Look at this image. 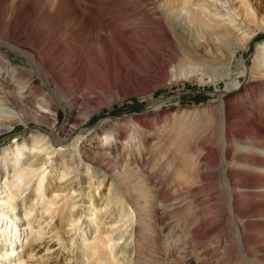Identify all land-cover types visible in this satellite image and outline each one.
<instances>
[{"label": "bare ground", "instance_id": "6f19581e", "mask_svg": "<svg viewBox=\"0 0 264 264\" xmlns=\"http://www.w3.org/2000/svg\"><path fill=\"white\" fill-rule=\"evenodd\" d=\"M79 1L74 0L73 3L77 4ZM164 1L163 4L152 2V13L164 20L165 26L173 20L180 21L182 27L189 29V33L203 40L200 45L190 43V36L177 35L174 27L160 35L173 47L171 54L174 53L175 57L168 56L169 61L178 60L179 67H173L172 77H196L203 84L215 82L217 86L221 84V80L224 81L223 86L219 85L220 90L212 92V102L206 107V133H210V146L209 156L204 161L206 170L216 169L219 172L217 180L219 187L224 190L221 192L225 194L222 198L223 206L228 211L232 224L230 228L233 229L230 237H227L229 250L232 253L234 251L238 257L235 263L264 264V39L256 45L247 83L242 82L247 72L243 64L235 82L226 78L227 73L224 78L212 81V66L209 65L212 59H220L218 52H223L222 45L227 50V66L231 67V60L234 61L238 53L244 57L243 50L249 43L258 38L260 33L264 34V15H260L249 0H227V3L222 0ZM10 3L15 5L14 14H19L21 8L24 12L41 8V4H34L33 0H11ZM60 3L61 0H44L43 4L53 13L59 9ZM80 3L84 10H74L69 35L58 40L57 46L62 52L58 59L61 63L74 57V64H79V67L83 65L82 58L94 57V52L83 47L82 42L83 36H86L83 33L89 27L103 31L105 41L99 36L97 42L106 51L108 43L110 44L109 36L125 43V47L131 50L137 45L142 47L143 41L154 40L149 35L153 33V25H150L152 22L142 18L140 12L124 4L123 0H82ZM141 3L144 2L140 1L138 7L142 6ZM120 22L128 25L123 28ZM142 24L150 27L144 28ZM146 31L148 35L145 34ZM88 42H91L90 38ZM206 43L215 50V56L205 51ZM68 45L72 46L70 55L65 53ZM17 47L29 59L30 65L43 81L49 82L50 76L56 77L55 68L46 63L51 56L45 51V46L39 53L33 48L25 50L24 46ZM162 48L168 52V46L158 49ZM223 56L225 57H221ZM55 81L62 88L59 80ZM19 85L18 91H23L24 84ZM21 93L20 97L17 92L5 98L26 103L28 95ZM51 105H45L44 108L48 110L42 108L45 117L54 112ZM27 106L30 107L29 104ZM27 121L24 113L1 106L0 136L15 132L18 125L29 129ZM74 132L65 140L57 131L43 134L39 130H28L26 136L20 135L9 146L0 149V264H174L169 263L167 257H175V264H180L179 260L186 256L181 251L176 252V247L172 246L177 238L167 244L168 255L163 256L164 261L159 256L160 242L157 239L159 234H163L166 239L172 238L175 231H179L180 225H176L175 231H172L160 218L150 220L146 216L151 205L145 197L146 193L127 194L123 189L126 179L135 176L133 173H143L140 163L144 159L140 154L132 157L137 169L125 162L120 164L119 170L112 171L103 167L104 165H97L95 158L91 157L93 154L100 156L102 151L103 145H98L97 137L88 136L85 141L90 142V147H87L86 142L75 136ZM104 140L105 146H110L111 141L107 137ZM113 140L112 149L121 151L123 155L125 145L122 133L113 136ZM175 141L177 140L171 142L170 147H174L173 150L177 153L181 148L180 144L176 146ZM216 143L218 159L214 150ZM111 157L107 156L109 159ZM165 160L167 155L163 156V162ZM178 161L177 165L172 161L168 162L172 163L169 164L171 168H168L177 176V180L171 182L170 190L179 191L182 187H192L196 181L208 183L209 189L215 188L214 173L205 175L199 172L198 164L191 165L193 162L190 156ZM244 175L248 177H243ZM171 196L172 193L166 190L162 192V199ZM242 199L248 201L245 202L247 207L244 210H241ZM253 200L258 202L253 203ZM252 217L258 218L256 226L248 220L238 222L239 219L244 221ZM20 220H25L24 228H21ZM219 224L221 225L220 222ZM197 229V225L191 223L188 229L190 237L196 235ZM44 250L46 252L41 255ZM175 252L180 256L179 259ZM37 257L34 263L33 259ZM201 261L202 259L197 260L198 263ZM181 264L190 263L185 261Z\"/></svg>", "mask_w": 264, "mask_h": 264}, {"label": "rangeland", "instance_id": "374dc122", "mask_svg": "<svg viewBox=\"0 0 264 264\" xmlns=\"http://www.w3.org/2000/svg\"><path fill=\"white\" fill-rule=\"evenodd\" d=\"M10 1L0 0V107L4 106L24 113L30 126L27 129L23 125H18L15 132L0 136V149L9 146L16 137L26 136L28 130L35 129L43 134L57 131L65 140L71 137L73 131H75V136L80 137L83 141L87 140L90 135L97 137L98 145H103L102 151L100 156L91 153V155L93 154L91 157L95 158L97 165H104L103 167L112 171L119 170L120 164L125 162L131 168H136L137 164L132 157H138L140 154V157L144 159L142 164L140 163L143 173H133L135 176L126 179L123 189L127 194L128 192L146 193L145 197L151 204L146 216L150 220H156L158 217L164 224L171 227L172 231H175L176 225H180L179 231H175L172 238L166 239L163 234L157 236L158 242H160L159 256L161 260L164 261L163 256L166 254L167 257L168 255L167 244L176 237L178 240L175 239L176 243L172 242V246L176 247V252L181 251L186 256V258L183 257V260H179V263L186 261L190 264H234L238 257L234 251L232 253V250H229L230 244L227 237H230V232L233 229L230 228L232 224L229 221L228 211L223 206L222 198L225 194L221 192L223 189L221 186L219 187L217 180L219 172L216 169L206 170V161H204L206 156H209L210 146V133H206L208 120L205 111L207 105L212 102V92L220 90L224 81L221 80V84H219L221 86H217L215 82L203 84L196 77H172L173 67H179L178 60L169 61V57H175L174 53L171 54L173 47L160 35L163 32H169L168 29L174 27L177 30V35L190 36V43L200 45L203 44V40L189 33V29L186 26L182 27L180 21L168 22L169 24L166 25L168 27H166L164 20L152 13L150 10L152 2L163 4L164 0H123L124 4L134 7L140 12L142 18L152 22L150 25H153V33L151 32L149 35H152L154 40L143 41L142 47L135 44L136 48L132 51L131 48L125 47V43L118 42L109 36L110 44L108 43L106 51V49L100 48L102 47L101 43L97 42L99 36L105 41L103 31L100 28L89 27L83 33L86 35L83 36L84 39L82 38L83 47L96 55L93 54V58H82L83 65L78 67L79 64H74V57H69L64 63H61V60L58 59L61 51L57 44L58 40L69 35L70 19L74 10L76 8L84 10L80 3L82 0L77 4L73 3L74 0H61V6L53 13L44 6V0H33L34 4H41L40 10L24 12L21 8V12L19 14L16 12V15L14 14L15 5ZM140 1L144 3L138 7ZM222 1L227 3V0ZM249 1L257 12L259 10L260 15H264V0ZM120 24L123 28L128 25L126 22H120ZM162 25L163 27H161ZM141 26L150 27L145 24ZM147 32H145L146 35H148ZM260 34L243 50L244 57L238 53L235 60H231V67L227 66L229 62L226 57L227 50L222 45L223 52H218L220 59L217 57L209 63L212 66V81L224 78L227 73L226 78L235 82L238 74L242 71L241 66L244 65L247 74L245 73L243 76L242 82H246L249 77L248 70L251 61L255 57L256 45L262 42L261 39H264V34ZM89 38L91 39L90 43L88 42ZM15 42L17 44H14ZM18 45L24 46L25 50L33 48L37 53L45 46V51L51 56L46 63L55 68L56 77L50 76L49 82L43 81L34 67L30 65L29 59L21 50L19 51ZM205 45V51L211 56H215V50L207 43ZM165 46H168V52H165L163 48L158 49ZM67 49L68 51L65 53L70 55L72 46L68 45ZM222 55L225 57H221ZM223 58L226 59L223 60ZM55 80H59L62 88L57 86ZM21 83L26 89L18 91ZM63 89L67 91L64 92ZM17 92L18 94L24 92L28 95L26 103L5 98L7 95L17 94ZM34 98L36 99L34 100ZM49 103L52 104L54 112L45 117L42 111ZM42 108L44 109L42 110ZM10 113L15 115L12 111ZM119 132L122 133L125 145L124 156L121 151L112 149L113 136H117ZM105 137L111 141L110 146H105ZM175 139L177 140L175 141L176 146L180 144L181 148L177 147V153L173 150L174 147H170L171 142H174ZM85 142V146L90 147V142ZM214 142L215 140H213ZM109 148L110 151H108ZM217 148L216 143L214 147L216 157L219 156ZM164 155H167V160L163 162ZM107 156L112 157L109 159ZM189 156L193 162L192 166L198 164L199 172L205 175L215 174L213 190L209 189L208 183H198L197 181L194 182V186L189 187L190 190L186 187H182L179 191L170 190L171 182L174 179L177 180V176L170 169L172 163L169 165L168 162L172 161L177 165L178 159ZM166 167L170 168L165 169ZM243 177H248V175ZM165 190L172 193V196L162 199V192ZM69 193L72 194L71 191ZM245 202L248 201L241 200L243 204L241 210L246 209ZM257 202V200H253V203ZM253 218H247L244 221L239 219L238 222L243 223L248 220L256 226L258 218ZM23 223L25 224V220L24 222L20 220L21 228L25 227ZM191 223H195L198 228L194 238L190 237L188 233ZM28 229H23V231ZM224 237L225 239H223ZM44 252L46 251L44 250L41 255ZM176 252L175 256L179 259L180 256L178 257ZM38 257L33 259L34 263ZM167 259L169 263L175 264L176 262L175 257L173 259L167 257ZM198 259H202L201 263L197 262Z\"/></svg>", "mask_w": 264, "mask_h": 264}]
</instances>
